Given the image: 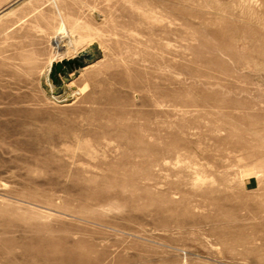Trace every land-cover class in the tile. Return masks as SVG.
Wrapping results in <instances>:
<instances>
[{
    "label": "rangeland",
    "instance_id": "1",
    "mask_svg": "<svg viewBox=\"0 0 264 264\" xmlns=\"http://www.w3.org/2000/svg\"><path fill=\"white\" fill-rule=\"evenodd\" d=\"M0 264H264V0H0Z\"/></svg>",
    "mask_w": 264,
    "mask_h": 264
},
{
    "label": "water",
    "instance_id": "2",
    "mask_svg": "<svg viewBox=\"0 0 264 264\" xmlns=\"http://www.w3.org/2000/svg\"><path fill=\"white\" fill-rule=\"evenodd\" d=\"M94 49L95 46H93L92 49L84 50L77 55L75 60L67 59L52 63L50 66V78L52 79V81L56 84H60L61 81L57 79L58 75L66 77L68 75V68L73 65L83 68L87 65L88 62H92L95 59L96 54V52L93 51Z\"/></svg>",
    "mask_w": 264,
    "mask_h": 264
},
{
    "label": "bare ground",
    "instance_id": "3",
    "mask_svg": "<svg viewBox=\"0 0 264 264\" xmlns=\"http://www.w3.org/2000/svg\"><path fill=\"white\" fill-rule=\"evenodd\" d=\"M55 44H56L57 47H60L61 46V39L60 40H57ZM49 70H50V67H48L47 71H49Z\"/></svg>",
    "mask_w": 264,
    "mask_h": 264
}]
</instances>
